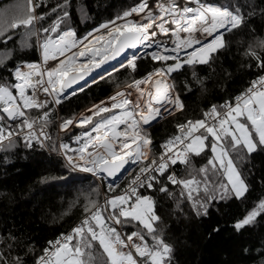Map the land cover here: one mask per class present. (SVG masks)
Listing matches in <instances>:
<instances>
[{
    "label": "snow or ice",
    "instance_id": "snow-or-ice-1",
    "mask_svg": "<svg viewBox=\"0 0 264 264\" xmlns=\"http://www.w3.org/2000/svg\"><path fill=\"white\" fill-rule=\"evenodd\" d=\"M17 8L22 14L0 19L5 163L22 142L25 149L54 154L69 173L90 174L92 182L77 189L70 204H82L79 222L41 248L23 233H0V264H179L178 245L187 243L180 236H188L221 203H244L257 182L261 194L232 229L239 236H259V247L241 251L251 256L255 249L264 264V169L257 174L253 163L264 161V0H136L84 33L76 25L99 11L93 0H56L54 5L26 0ZM20 28L19 47L9 48ZM233 44L241 56L239 67L255 69L254 78L235 95L211 102L217 89L227 91L233 77L223 67ZM121 53L125 59L108 71L112 93L79 114L61 115L58 106L84 90L77 82ZM145 57L152 66L141 74L139 61ZM120 69L127 74L123 83L112 76ZM74 84L76 90L66 91ZM192 95L206 106L189 117L186 101ZM161 123H174L176 132L157 147L152 131ZM72 126L81 132L66 143L61 135H69ZM127 164L138 170L114 191L117 184L110 178ZM70 179L82 183L89 177ZM165 200L172 204L162 213ZM165 215L172 223H165ZM221 231L217 225L208 236Z\"/></svg>",
    "mask_w": 264,
    "mask_h": 264
},
{
    "label": "trees",
    "instance_id": "trees-1",
    "mask_svg": "<svg viewBox=\"0 0 264 264\" xmlns=\"http://www.w3.org/2000/svg\"><path fill=\"white\" fill-rule=\"evenodd\" d=\"M13 2L15 0H0V19L7 17L12 12V9L8 12L5 8L12 5ZM55 2L56 0H44L47 5H54ZM96 2L100 4L99 11L94 12L86 24L78 23L76 25L80 33L90 30L99 21L114 17L117 12L133 5L136 0H93L94 4ZM207 2H218V0H207ZM15 31L13 41L8 44L9 48L13 46V43L19 47L17 42L20 41L23 28ZM2 48L3 44H0V49ZM232 48L231 54L226 53L224 55L223 67L230 68L233 77L228 81L227 91L217 89L211 102L218 103L230 95H235L243 90L250 79L254 78L255 69H252L251 72L247 68L241 69L239 67L241 56L236 52L235 44ZM233 56L236 59H233ZM25 58L38 59L36 56ZM139 64L141 74L145 69L152 66L150 57L141 59ZM217 70H220V61H217ZM207 71L208 69H204L200 74L203 75ZM102 75L104 76L103 80L99 76L93 80L95 82L92 81L83 86L82 92L77 90L75 95H70L67 100L63 101L58 106L61 115L78 114L89 105L110 95L113 86L110 83L108 72ZM112 76L118 78L121 83L127 78L123 69H120L119 75L112 73ZM186 102L189 105V117L199 115L201 109L206 106V102L197 95L188 97ZM31 111L35 112L36 110ZM80 131V128L72 126V132L67 136L63 135V137H69ZM175 132L174 123L156 125L152 131V136L157 142V147L163 139ZM5 155L4 152L0 151V233H6L8 229L14 230L17 235L23 233L39 249L45 245L46 241L53 240L82 218V204L77 203L72 207L70 204L76 198L77 189L85 188L92 180L89 178L82 183L73 182L70 177H85L86 175L69 173L56 164L57 158L54 154H49L48 151L39 148L35 150L25 149L22 142L12 153L8 154L7 163H5ZM200 163L201 161L197 158V167ZM253 163L256 165L257 174H259L264 169V161L257 158ZM137 168L136 165L128 174L116 182L117 188L114 191L118 192L122 189ZM177 172H181L179 166ZM60 176H63L64 179H52V177ZM42 177H49L50 179L46 183H42ZM104 186L107 193V185ZM261 191V186L257 182L244 203L230 201L226 204L221 203L219 211L216 208L210 209V217L203 218L199 226L194 227L188 236H180V239L182 241L187 240V243L178 245L176 258L179 264H259L260 258L256 256L255 249L251 256H246L241 251L243 247L253 244L259 247V236L255 232H246L243 236L236 235L233 232L232 224L245 214L246 210L259 197ZM171 204L170 200L162 201L161 212L165 213L169 210ZM165 223H172L167 215H165ZM217 225L222 229L221 233L218 236L213 234V237L209 238L208 233ZM173 232H175L174 227ZM177 235L179 234L177 233ZM71 244H74V241ZM96 247L98 248V244Z\"/></svg>",
    "mask_w": 264,
    "mask_h": 264
},
{
    "label": "water",
    "instance_id": "water-1",
    "mask_svg": "<svg viewBox=\"0 0 264 264\" xmlns=\"http://www.w3.org/2000/svg\"><path fill=\"white\" fill-rule=\"evenodd\" d=\"M131 51L132 50H125V52H127L128 54L131 53ZM124 59H125V53H121L120 56L115 57L113 60L106 61V63L101 64L99 68L93 69V71L90 72L88 76H85L82 80H79L77 84L81 87L85 86V81H87V84H89L90 82L98 78L103 73L110 71L114 65L117 66ZM76 89H77V85L74 84V85H71L70 89L66 91H72ZM130 168H131V164L125 165V169L127 171H125V169H122L121 173L117 174V177H113L110 179L114 180L115 182H118L123 176H125L129 172Z\"/></svg>",
    "mask_w": 264,
    "mask_h": 264
},
{
    "label": "built area",
    "instance_id": "built-area-1",
    "mask_svg": "<svg viewBox=\"0 0 264 264\" xmlns=\"http://www.w3.org/2000/svg\"><path fill=\"white\" fill-rule=\"evenodd\" d=\"M54 63H55L54 61H49V64H54ZM108 96H109V95H108ZM105 99H106V97L103 98V99H101V100H105ZM101 100H99V101H101ZM99 101H97V102H95V103H98ZM91 105H92V104H91ZM91 105H89L88 107H90ZM83 110H84V109H83ZM79 113H80V112H79ZM79 113H78V114H79ZM105 115H107V114H105ZM94 119H95V118H94ZM80 132H81V131H80ZM80 132H77L76 134H73V135H77V134H79ZM73 135L64 138V137H63V134H62V135H61V138H62L66 143H71V137H72ZM93 135H94V134H93ZM71 146H72L73 148L78 147V145L75 144V143H72ZM135 166H136V165L131 164V168L129 169V172H130V171L132 170V168H134ZM137 170H138V168L135 169V171H137ZM135 171H134V172H135ZM129 172H128V173H129ZM128 173H127V174H128ZM79 174L86 175V176H88L89 178H91V177H90V174H86V173H79ZM133 174H134V173H133ZM130 178H131V177H130ZM97 183H99V182H97ZM127 183H128V182H127ZM127 183H126V184H127ZM126 184H125V185H126ZM125 185H124V186H125ZM124 186H123V187H124ZM102 193H105L103 187H102ZM100 200H101V202L103 201V195H101ZM80 219H81V218H80ZM80 219H79V220H80ZM79 220H78L74 225H76V224L79 222ZM74 225H73V226H74ZM73 226H72V227H73ZM72 227H71V228H72ZM71 228L68 229L67 231L63 232V233H68V232L71 230ZM58 236H59V235H58ZM55 238H56V237H55ZM55 238H54V239H55ZM54 239H53V240H54Z\"/></svg>",
    "mask_w": 264,
    "mask_h": 264
},
{
    "label": "rangeland",
    "instance_id": "rangeland-1",
    "mask_svg": "<svg viewBox=\"0 0 264 264\" xmlns=\"http://www.w3.org/2000/svg\"><path fill=\"white\" fill-rule=\"evenodd\" d=\"M25 2H26V0H15V2H13V4L12 5H9V6H6V8H5V10L7 9V11L9 12L11 9H12V14L10 13V14H8V19H11L12 17H13V15H18V14H22V12H23V9L22 8H17V5H24L25 4ZM17 11V12H16ZM38 11H40V10H38ZM16 12V13H15ZM24 31V30H23ZM23 31H22V34H21V37H20V40H22L23 39ZM129 54H131V53H129ZM79 59V61H83V57H80V58H78ZM119 65V64H118ZM117 65V66H118ZM103 115H105V114H103ZM88 187V185L85 187V188H87ZM103 188L106 190V188H105V186H103ZM104 190V191H105ZM100 199V198H99Z\"/></svg>",
    "mask_w": 264,
    "mask_h": 264
},
{
    "label": "bare ground",
    "instance_id": "bare-ground-1",
    "mask_svg": "<svg viewBox=\"0 0 264 264\" xmlns=\"http://www.w3.org/2000/svg\"><path fill=\"white\" fill-rule=\"evenodd\" d=\"M178 2L183 3L184 0H178ZM193 6H194V5H193ZM141 55H143V53H141ZM104 190H105V189H104ZM105 193H106V191H105Z\"/></svg>",
    "mask_w": 264,
    "mask_h": 264
}]
</instances>
